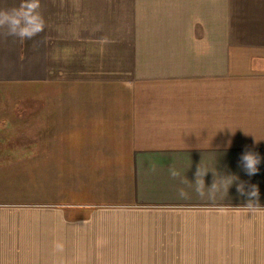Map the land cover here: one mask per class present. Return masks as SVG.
<instances>
[{
	"label": "crops",
	"instance_id": "1",
	"mask_svg": "<svg viewBox=\"0 0 264 264\" xmlns=\"http://www.w3.org/2000/svg\"><path fill=\"white\" fill-rule=\"evenodd\" d=\"M40 5L46 27L33 39L0 30V88L53 83L66 98L49 126L19 110L43 102L0 100V264L46 253L49 264H264V209L243 208L236 188L257 185L264 208V0ZM222 11L229 31L241 28L234 45H263L262 71H196ZM28 119L53 133V154L12 152L11 122L23 139ZM246 149L262 158L251 177ZM37 170L66 173L53 207L20 194ZM228 175L239 180L226 194ZM46 229L53 242L42 243Z\"/></svg>",
	"mask_w": 264,
	"mask_h": 264
},
{
	"label": "rangeland",
	"instance_id": "2",
	"mask_svg": "<svg viewBox=\"0 0 264 264\" xmlns=\"http://www.w3.org/2000/svg\"><path fill=\"white\" fill-rule=\"evenodd\" d=\"M225 16V11L219 12V21L218 27L215 30V37L213 36L212 32V43L211 45H208V49L209 47L211 48L210 51H208L209 55H211L210 58H208L205 54V51H203L202 53L198 54V67L192 65L191 68L196 67V71H199L198 69H201L200 71H262L259 69V66L263 65V61L253 56H255V54L258 52L263 53V45H250L247 43L243 46L240 45L241 43L234 45L235 43H232V41L235 40V36L240 35L242 31L240 27L236 28L235 26H232L233 28L231 31H229L230 29L228 30L226 27ZM240 46L242 48H240ZM65 98V87L53 86V83H47L46 85H29L28 87L22 89L15 86L5 89L0 88V100H25V102H43L41 104L42 107L40 105L38 107L37 104L33 107L19 108V110L26 109L27 117H31L33 115L34 117L35 115L41 116L42 122L47 123L48 126L50 122L49 117L53 115V100ZM44 101H47L48 104ZM0 111H2L1 108ZM35 118L37 119V117ZM52 119L53 118H51V120ZM18 125L21 127L22 123H18V121H12L10 125L12 127L10 135L15 134V139L10 140L9 142L12 152L17 153L19 149L24 150L26 148L36 149L38 154L42 155L41 158L47 157L45 155L53 154V133L49 130H45L46 124H43L42 126V133L38 134L39 127L37 126V122H35L36 126L34 127L33 120L28 119V122L24 125V127L28 128V130L27 132H24L26 135L23 139L20 136L21 131H19L17 135V131L19 130ZM29 127H34L35 131L33 132V130L29 129ZM39 135H41L42 138H34ZM23 145L25 148L22 147ZM41 167L45 168L46 166ZM25 175L28 187L26 189H22L20 194L24 195L27 199H34L36 202L40 201L44 203H53V198L56 200L62 199L67 193V190L64 188L66 173L37 170L27 171ZM70 196L76 198L78 197V195L73 194ZM49 203L43 206L53 207V204ZM46 233L47 234L44 236L45 239L42 240V243H50V241L53 242V239H51V233H53V230L46 229ZM49 248L53 250L52 247ZM45 255H48V257H46L48 259H43L42 264L52 263L51 259L53 257V253H46Z\"/></svg>",
	"mask_w": 264,
	"mask_h": 264
},
{
	"label": "clouds",
	"instance_id": "3",
	"mask_svg": "<svg viewBox=\"0 0 264 264\" xmlns=\"http://www.w3.org/2000/svg\"><path fill=\"white\" fill-rule=\"evenodd\" d=\"M40 0H20L19 6L12 9L0 10V30H4V34L18 38L21 42L31 40L45 30L46 23L43 15L40 12ZM261 156L259 153L245 150L239 159V164L243 171L248 176H254L259 172V165L261 163ZM199 167L196 176L199 174ZM170 175L176 178L178 173L173 168H169ZM205 175V174H204ZM227 179L228 188L237 180L238 176L228 175L221 177ZM214 185V184H213ZM237 192L241 196L248 197V203L243 208L247 209H264L259 205V188L255 184L248 185L246 190L245 182L241 181L236 184ZM183 197L186 194L183 190L180 191Z\"/></svg>",
	"mask_w": 264,
	"mask_h": 264
}]
</instances>
